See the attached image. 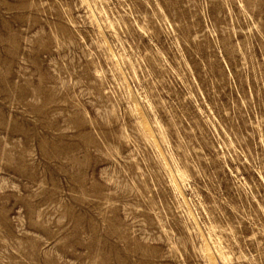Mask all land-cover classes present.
<instances>
[{
    "label": "rangeland",
    "instance_id": "rangeland-1",
    "mask_svg": "<svg viewBox=\"0 0 264 264\" xmlns=\"http://www.w3.org/2000/svg\"><path fill=\"white\" fill-rule=\"evenodd\" d=\"M0 264H264V0H0Z\"/></svg>",
    "mask_w": 264,
    "mask_h": 264
},
{
    "label": "bare ground",
    "instance_id": "bare-ground-1",
    "mask_svg": "<svg viewBox=\"0 0 264 264\" xmlns=\"http://www.w3.org/2000/svg\"><path fill=\"white\" fill-rule=\"evenodd\" d=\"M142 122H143V121H141V125H142ZM145 124H146V123H145ZM143 127H144V126H143ZM145 127H146V126H145ZM144 130H148V129L146 128V129H144Z\"/></svg>",
    "mask_w": 264,
    "mask_h": 264
}]
</instances>
